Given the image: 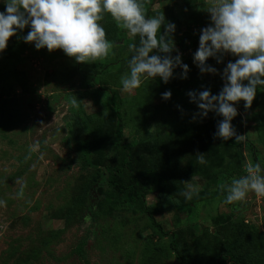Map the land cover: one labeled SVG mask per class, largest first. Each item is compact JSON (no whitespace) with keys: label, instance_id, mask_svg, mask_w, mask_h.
Instances as JSON below:
<instances>
[{"label":"rangeland","instance_id":"rangeland-1","mask_svg":"<svg viewBox=\"0 0 264 264\" xmlns=\"http://www.w3.org/2000/svg\"><path fill=\"white\" fill-rule=\"evenodd\" d=\"M202 3L152 0L149 17L164 13L176 25L173 38L189 72L181 79L177 67L168 83L148 79L132 92L120 84L128 71L123 61L130 59L132 37L113 20L100 23L112 45L118 41L123 46H112L108 57L92 63H77L60 49L36 50L18 38L28 27L9 38L0 52V77L5 75V96L14 111L11 123L0 128V200L5 202L0 206V264H178L167 237L152 222L165 232L184 227L191 235L207 231L211 240L206 244L223 241L240 221L264 237V197L249 192L233 205L223 202L222 191L246 174L248 162L264 166V93L257 90L249 109L242 100L235 104L239 115L232 124L245 137L235 146L213 139L222 117L209 112L206 118L193 119L198 108L187 92L220 91L223 86L219 74H201L193 63L200 29L209 23ZM180 39H186V51L180 50ZM229 60L235 57L226 55L220 64L209 58L206 63L222 71ZM169 90L171 98L163 100L161 93ZM117 98L123 138L142 145L153 141L173 166L187 171L184 191L195 201L160 202L152 194L143 207L128 205L101 181L105 160L100 123L112 121ZM206 123L210 131L203 127ZM90 130L96 136L92 161L97 167H83L75 150V139ZM209 150L215 162L200 166L199 158ZM220 161L228 170L215 174L212 168ZM21 184L23 197H18Z\"/></svg>","mask_w":264,"mask_h":264},{"label":"clouds","instance_id":"clouds-1","mask_svg":"<svg viewBox=\"0 0 264 264\" xmlns=\"http://www.w3.org/2000/svg\"><path fill=\"white\" fill-rule=\"evenodd\" d=\"M0 3L4 5L0 11V52L6 49L10 37L28 27L27 34L18 38L33 43L36 50L60 49L77 63L106 58L113 45L100 21L107 13L117 27L133 39L139 38L138 44L129 45L128 71L120 80L123 91L132 92L140 88L142 81L157 77L166 84L177 67L182 70L180 78L187 79L189 67L182 63L173 38L176 25L164 13L146 16L141 0H0ZM202 4L209 14V23L200 29L193 63L201 74H219L223 86L218 94L207 88L187 92L190 102L198 108L193 119L206 118L212 112L222 117L215 126L213 139L228 141L234 137L240 142L245 137L238 135L232 124L239 115L235 104L242 100L243 107L249 109L258 87L264 86V0H203ZM226 55L235 60H229L222 71L206 63L209 58L223 63ZM161 98L170 99L171 91L161 93ZM149 132H155V126ZM33 150L30 148L29 152ZM199 161L205 163L202 156ZM262 173L264 166L260 162H248L246 174L232 179L222 189L223 202L233 205L243 202L249 192L264 197ZM24 187L21 184L18 197H23ZM182 195L192 199L190 192ZM4 204L0 200V206Z\"/></svg>","mask_w":264,"mask_h":264},{"label":"trees","instance_id":"trees-1","mask_svg":"<svg viewBox=\"0 0 264 264\" xmlns=\"http://www.w3.org/2000/svg\"><path fill=\"white\" fill-rule=\"evenodd\" d=\"M141 3L145 15L149 17L152 14V0H141ZM110 20H112L110 15L105 13L104 19L100 22ZM137 38H132V44H136ZM122 46L117 41L113 48ZM178 46L181 51H186L188 49L186 39L178 40ZM127 61L128 57L124 59L123 64ZM4 82L5 75L0 77V128L11 123L14 117V111L8 104L11 100L5 96ZM258 90L264 93V86L258 87ZM211 93L218 94L219 91L211 90ZM120 107L121 100L117 98L112 121L100 123L103 129L99 145L105 160L103 173L99 176L101 181H105L107 186L117 192L128 205L143 207L145 198L152 194H157V201L174 200L183 205L185 197L182 193L185 192L184 182L188 179L187 171L173 166L171 158L165 156L164 151L156 149L153 141L147 140L146 144L142 145L135 139L123 138ZM203 127L209 131L211 129L209 123ZM95 138V133L90 130L75 139V150L83 167H97L92 161ZM226 143H233L235 146L237 142L233 137ZM214 155L215 153L209 150V154L204 157L205 163L200 166L215 162ZM226 168V164L220 161L212 169L218 174L227 171ZM152 223L159 233L167 237L168 247L178 264H225V261L233 264H264V237L254 235L242 221L233 226L223 241H211L209 244L206 243L211 240V236L207 231L191 235L188 228L184 227L181 231L165 232L159 224Z\"/></svg>","mask_w":264,"mask_h":264}]
</instances>
